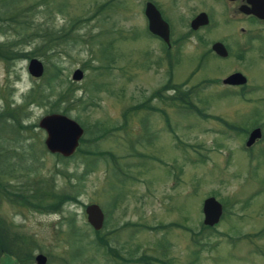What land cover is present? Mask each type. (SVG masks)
<instances>
[{"label": "rangeland", "instance_id": "rangeland-1", "mask_svg": "<svg viewBox=\"0 0 264 264\" xmlns=\"http://www.w3.org/2000/svg\"><path fill=\"white\" fill-rule=\"evenodd\" d=\"M147 1L169 16L162 0L13 1L31 28L68 31L76 43L52 55L33 51L36 41L16 44L31 55L0 61V111L7 102L19 105L31 87L45 98L28 108L24 124L34 128L5 143L14 172L3 182L7 192L31 190L36 183L74 195L75 202L39 213L1 193L0 219L17 236L0 264H35L38 254L45 264H144L141 258L149 264H264V75L254 76L263 66L211 55L208 40L224 34L219 23L196 35L204 44L189 36L166 49L147 33ZM203 1L197 9L215 20L220 9L213 0ZM14 39L0 34V42ZM224 41L227 47L235 43ZM32 58L43 66L38 79L26 72ZM230 68L258 89L229 96L220 80ZM75 70L81 80L71 79ZM168 80L189 93L200 113L168 100ZM67 87L73 96L57 100ZM63 111L84 132L80 152L68 159L47 153L37 128L48 112ZM253 128L261 136L245 148ZM209 197L222 215L204 231L201 205ZM90 204L104 218L97 235L85 219Z\"/></svg>", "mask_w": 264, "mask_h": 264}, {"label": "trees", "instance_id": "trees-1", "mask_svg": "<svg viewBox=\"0 0 264 264\" xmlns=\"http://www.w3.org/2000/svg\"><path fill=\"white\" fill-rule=\"evenodd\" d=\"M13 1L14 0H0V34L9 33L11 36L15 37L14 41L5 40L4 42H0V61L4 64H9L14 60L16 61L20 58L31 55V52L26 54L25 52L16 49V44L36 41L33 51H41L43 54L52 55L56 50L63 51L61 48L67 47L68 49L70 48V45L76 43V38L70 37L71 32H64L63 30L52 31L49 28L42 29L41 26L31 28L30 22L27 23L23 17V12L13 7ZM107 4L108 2H106V5ZM100 8H102V6H99L98 10H100ZM169 81L170 80L166 83V89L170 87L168 86L170 83ZM170 89L172 91V95L168 98L170 102L178 103L188 110H194L197 113H200L192 104H190L188 99L189 93L180 92L176 86L170 87ZM196 89L197 88L195 87L192 91H195ZM73 92L74 90L67 87L64 91L58 94L57 100H62V97L66 98L70 94L73 96ZM44 99L45 98L40 89L37 87H31L27 93L21 96V103L19 105L7 102L4 103V106L0 111V194L2 193L7 197L8 201L21 208L32 209L39 213H53L58 212L64 204L75 202V196L64 193H55L53 190L48 191L43 188L42 184L38 187V184L36 183L34 184L36 187L31 190L28 188H26V190H24L25 188H21L14 192H7L5 188L6 184L3 182L4 179L2 178L8 175L10 176V174H13L14 172L12 166L8 164L11 150L4 148L6 147L5 143L7 141H16V138L22 136L23 132L34 128L31 125L24 124L25 119L27 118L28 108L33 104L41 103ZM66 113L67 111L61 112V114L64 115ZM225 127L227 129L230 128L228 124H226ZM4 134L10 135V138L5 139ZM21 141L24 142V140ZM83 142L84 139L81 137L78 145H81ZM79 152L80 149L78 146L73 155L78 154ZM94 155H98V153H94ZM201 229L204 231L211 230L204 226H202ZM97 232L98 231L95 232V235H97ZM16 236L17 235H14L9 231L7 225L0 219V257L4 254L11 255L9 250L11 239L14 240ZM97 242L102 243V246L105 248L106 244L99 240V238L97 239ZM141 261L144 264H149L146 259L141 258Z\"/></svg>", "mask_w": 264, "mask_h": 264}, {"label": "flooded vegetation", "instance_id": "flooded-vegetation-1", "mask_svg": "<svg viewBox=\"0 0 264 264\" xmlns=\"http://www.w3.org/2000/svg\"><path fill=\"white\" fill-rule=\"evenodd\" d=\"M162 2L163 7L165 5L167 8L169 16L164 15L163 12L161 13L157 7V3L152 4L150 2L159 13L161 20L166 24L168 30L167 44L147 31L148 35L153 40L157 41V43L165 46L166 49H169L170 47L176 48L185 38H188L189 36L197 37L196 35L202 31H209L215 27L216 23H219L221 26H224V34H221L217 39H209V48L213 44L219 43L224 47L226 56L223 58L218 57L210 49L211 55L220 60H232L233 62L240 64H246L245 62L255 63V61H257L261 63L260 68H262V66L263 68L260 71L256 69V74L254 76H256L257 73L264 75V0H213L215 6L220 9L215 20L210 17L208 12L199 11L200 9H197L198 4H206V1L162 0ZM180 11L186 12V14H182ZM199 14L205 16V24L196 26V28L192 29L191 22ZM171 15L177 19L178 26L171 24ZM182 29L185 31H182ZM228 37L235 40L233 46L227 47L225 45L224 40ZM196 39L198 43L204 44V41H202L200 37H197ZM197 58L198 61L204 59L203 56ZM250 68L252 69V66L249 67V69ZM234 74H239L241 79H233L230 80L228 84H223L224 79ZM220 82L224 85L226 93L232 97L241 98L258 89L256 85L254 86V84H250L252 82L249 79V76L235 68H230L229 72L220 80ZM263 100L264 96H260V103Z\"/></svg>", "mask_w": 264, "mask_h": 264}, {"label": "water", "instance_id": "water-1", "mask_svg": "<svg viewBox=\"0 0 264 264\" xmlns=\"http://www.w3.org/2000/svg\"><path fill=\"white\" fill-rule=\"evenodd\" d=\"M143 16L146 19L147 31L154 36L160 38L165 44L168 43V30L166 24L161 20L159 13L150 2H146L143 6ZM204 15L199 14L192 22L191 28L204 25ZM211 51L218 57H225L226 51L224 47L215 43L210 47ZM27 74L33 79H38L43 74V66L41 62L32 58L29 59L26 66ZM82 72L80 70L73 71L71 79L73 81L81 80ZM241 79L239 74H234L223 80V84H228L230 80ZM37 128L44 132L43 146L47 153L58 155L62 158H69L78 147V142L83 135L82 128L66 115L59 113H51L44 115L38 120ZM260 130L252 129L244 143L246 148L250 147L256 140L260 138ZM202 225L205 227H213L217 224L221 213V205L212 197L206 198L201 205ZM84 214L86 223L93 231H99L103 225V214L100 208L95 204L85 206ZM46 258L40 254L34 257L35 264H45Z\"/></svg>", "mask_w": 264, "mask_h": 264}]
</instances>
